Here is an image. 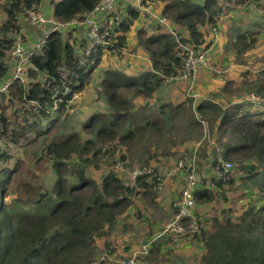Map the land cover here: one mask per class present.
<instances>
[{
    "label": "trees",
    "instance_id": "trees-1",
    "mask_svg": "<svg viewBox=\"0 0 264 264\" xmlns=\"http://www.w3.org/2000/svg\"><path fill=\"white\" fill-rule=\"evenodd\" d=\"M41 2L0 0V137L8 148L19 144L20 139L25 140L23 146L34 163L41 164L43 169L49 167L54 176L48 187L44 186L46 171L42 177L34 175L36 180L32 184L27 180L19 182L24 196L10 195L7 202L14 182L12 175L20 169V158L16 157L10 166L8 161L12 156L8 149L0 153V264H81L80 253L94 247L97 237L110 234L132 204L131 196L153 189L154 181H148L145 176L138 177L135 186L126 184L114 170L116 162L133 159L141 148L150 151L152 145H162L163 142H153L155 137L161 141L162 134L171 130L183 113H187V125L200 127L199 119L217 125L214 131L210 129L215 145L210 147L205 143L201 147L199 166L202 168L207 159L214 163L219 153L234 163L236 169L247 172L241 179H250L253 186L257 185L253 188L256 194L264 198V104L256 106L247 101L242 106L249 111H229L215 101L203 99L193 103L188 98L167 111L161 105L157 113H152L148 101L162 87L165 78L178 72L182 56L165 29L153 25L147 15L132 5L121 11L116 4L122 21L114 34L109 35L114 39L112 45L101 46L96 53L85 57L86 28L76 23L84 19L98 0H51L52 18L71 25L52 33L42 51L30 57L23 81L17 78L1 89L12 76L10 50L14 33L20 30L19 19L27 10L37 9ZM245 2L141 1L152 9L158 7V13L173 22L179 32V28L184 29V41L190 42L195 50L208 49L212 43L210 34L219 26L220 15L229 14L233 7ZM138 16L144 18L145 24H138L136 45L146 54L150 72L103 68L108 58L124 56H120L121 51L127 47V34ZM250 35L253 32L236 34L233 42L240 43L241 53L250 48L253 42L248 39ZM84 58L86 62L81 63ZM91 83L101 99V107L97 106L100 110L68 129L67 123L75 122L68 112V102L74 93H82ZM254 89L246 94L255 91L264 94V80L256 82ZM10 106L11 116L6 111ZM226 132L238 139L226 141ZM178 153L177 158L183 153L190 154L191 150ZM160 156L161 153L153 151L150 157L155 158L149 157L143 164L152 165ZM102 164L110 169L98 183L87 174V169L92 166L99 169ZM257 166L260 171H255ZM257 176L260 178L256 180ZM234 182L231 174L225 181H215L212 187L199 185L194 193L195 215L203 225V233L177 239L180 242L172 232L163 233L159 235L162 238L152 241L145 259L154 257L160 264V256L166 257L171 247L173 251V247L183 243L203 250L195 264H264V205H245L234 217H224L222 222L216 218L212 229L206 228L209 219L201 217L197 210V206L207 205L228 190H235ZM111 244L105 241L104 247L111 251Z\"/></svg>",
    "mask_w": 264,
    "mask_h": 264
},
{
    "label": "rangeland",
    "instance_id": "rangeland-1",
    "mask_svg": "<svg viewBox=\"0 0 264 264\" xmlns=\"http://www.w3.org/2000/svg\"><path fill=\"white\" fill-rule=\"evenodd\" d=\"M128 1L131 0H126L124 3H128ZM262 8V12L260 13L263 14L251 21L246 20L248 15L244 12L238 14V11H233L227 15L221 14L219 26L213 30V32L219 34L221 40L219 42L220 46L217 47V51L211 50L212 63L208 68H200L197 71L193 78L191 90L188 89L187 83L184 82H174L172 80L164 82L163 86L148 101V106L152 109V113H157V109L161 105L163 106V110L167 111L173 104L182 102L188 98H192L193 103H198L203 99H207L212 100L211 102L215 101V103L224 108L228 105L226 109L229 111L233 109L249 111L242 105L249 100L251 97L250 94H252L255 100L258 101L255 105H263L264 94L255 91L253 93L250 92V96L245 95L247 91L254 89L253 85H255L256 82L264 80V7ZM155 10L160 12L158 7H155ZM170 23L173 26V23ZM144 24V18L140 17L139 25ZM234 25L243 26L245 29H251L250 31L253 32V35L248 37V39H253V42L245 53L240 52V43L237 40L235 43L233 42L235 39L233 33L235 30ZM179 29L180 32L175 28L177 32L181 33L183 37L186 38L185 30L182 28ZM17 33H19V29L14 34ZM210 36H213L212 32ZM214 47H216V45ZM130 48L131 46L129 45L124 51L128 56H132L127 58H134V54L139 51L140 47L132 48L133 53ZM235 48L239 51H235ZM233 51L237 54L234 55ZM207 53L210 55L209 50H207ZM103 68H119L122 70L123 65L120 66L119 64H115L114 61H107L106 63L104 62ZM131 71L139 73L143 70L140 68L139 70ZM93 86L94 84L91 83L88 85L87 90L82 93H74L68 102V105H70L68 112L74 116L75 120L73 123H67L68 129L77 127V124L81 120L88 118L92 112L100 110L97 106L101 107V99L99 98L98 92L96 94L93 90ZM236 95H240V98H242L239 104L240 106L238 107L236 106L237 104H232L231 100L235 98ZM5 104L7 105L8 102L6 101ZM16 106L18 105L16 104ZM12 109L13 107L10 106L6 110L10 113V116L13 113ZM101 110L105 111L103 109ZM186 115L187 113H183L178 116V120L173 124L171 130H167L164 135L162 134L163 139L161 141L158 140L159 137H155L153 142H163L162 145H152L150 151L141 148L133 159L129 157L123 162H118L114 166V170L126 184L135 186L132 173L136 169L145 166L143 163L150 157L153 151L161 153L160 157L152 161V166H155L159 173L167 172L176 165L179 158H177L179 155L178 152H185V150L192 151L195 146H197L196 161L199 162L201 160V147H203L205 143H208L210 147L213 145L210 129L214 130L217 125L214 121L212 122L208 119H199L200 127L194 124L187 125L188 119ZM252 115L255 116L256 114L253 112ZM12 118L15 117L12 116ZM31 133L34 134L33 131ZM220 135L221 133H219V136ZM187 138L194 139L188 140ZM224 139H226V141H234L238 138L232 133L226 132ZM0 140L4 145L0 153L8 149V152L12 156L8 161V165L11 166L16 157L20 158L18 167H20L21 170L19 169L20 171L18 170L17 173L12 175L14 182L11 189L9 188V195L6 199L7 202H10V195L12 198L14 196H24L22 195V188L18 186L19 182L27 180V183L32 184L36 180V176L42 177L45 171L46 175L44 179L46 181L44 182V186L48 187L50 185L54 178L51 169L49 167L43 169L41 164L34 163V160L30 158L23 146L26 142L25 140L20 139L19 144L8 145L9 148L3 138L0 137ZM210 147L208 150H210ZM153 158L155 157H150V160ZM0 164H2V162H0ZM109 169L110 168L103 166V164L99 169L92 166L87 169V174L92 177L94 181L99 183L103 175ZM201 174L203 175L202 171ZM247 175L248 173L243 171L241 177ZM259 178L260 177L257 176L256 180ZM235 179L237 181L236 191L228 190L224 196L220 195L213 202L204 206H197V210L199 209L198 212L201 213V217L209 219V221L205 223L207 229L213 228L216 218L221 220L219 222H222L224 217H234L236 212L242 210L245 205H264V198H262L261 195H252L246 192L242 183L251 185L252 188H255L257 185L253 186L250 179L242 180L239 179V176ZM27 189L28 184L26 185V190ZM160 193L162 192L150 189L144 191L143 194H135L131 198L132 204L129 206L128 211L119 217L117 223L110 231V234L107 237H97L94 242V247L84 249L80 253L81 264H117L115 261H108L105 259L104 252L108 251L104 247L105 241H110L112 243L111 253H113L114 256L123 258L130 254L128 253L130 249L133 251L145 243V240L153 234L154 230L159 234L161 229L173 218L175 213L173 202L180 196V191L178 195L173 198L174 200L172 199V195H161ZM160 238L162 237L158 239ZM168 251H170V253H168L166 257H164V255L160 256L162 260L160 264H195L199 262L203 250L200 251L194 247L190 248L183 243H178L176 247H173V251L172 247ZM145 262H147L145 264H157L154 257Z\"/></svg>",
    "mask_w": 264,
    "mask_h": 264
},
{
    "label": "built area",
    "instance_id": "built-area-1",
    "mask_svg": "<svg viewBox=\"0 0 264 264\" xmlns=\"http://www.w3.org/2000/svg\"><path fill=\"white\" fill-rule=\"evenodd\" d=\"M116 1L117 0H98L96 5L85 14L84 19L76 23V25H83L86 28L88 43L84 50L85 57L96 53L101 46L112 45L114 39H110L109 35L114 34V29L122 21V17L116 10ZM137 1V8L140 9L141 13L147 15L153 25L162 26L165 29L172 38L174 44L179 48L180 54L183 57V63L178 72L165 78L163 83L171 80L174 82H186L188 83V89L191 90L193 78L197 71L200 68L209 67L212 62L211 56L208 55L207 50L196 51L191 44L184 41L183 35L175 30L170 23L171 21L166 16L159 14L150 6L142 5V0ZM261 1L262 0H246L244 5L241 6L252 11L261 5ZM24 17L32 25L38 27H46L47 25V27L44 29L41 38L35 42L25 38L21 30L14 35L13 46L10 50V57L13 60V74L11 78L4 83L1 89H5L17 78L23 81L25 65L29 63L30 57L42 51V47L52 33L71 25L70 22H57L52 17L43 15L37 11V9L27 10ZM82 62L85 63L86 59L84 58ZM250 95L251 97L248 101L257 103L258 101L255 100V97L252 94ZM3 148L4 145L0 140V151H2ZM196 154L197 146L193 148L190 154L183 153L177 160L176 165L167 172L159 173L155 166L147 165L136 169L132 173L134 184L138 177L145 176L148 181H154L153 189L158 192L164 188L165 179L167 177H172L181 173V193L173 202L176 211L171 221L166 224L158 235L172 232L173 237L176 240H180L185 237H192L193 235L200 236L203 233V226L198 222L194 214V208L196 206L194 193L198 184L202 182L201 169L196 161ZM213 160L214 163L212 161L211 165H208V169L212 166L211 174L213 177H206L202 182L206 187H210L213 180H227L233 168V163L225 160L219 153ZM123 161L124 160H118L116 164ZM154 239L155 238H152L146 241L140 245L138 249L133 250L128 256L123 258L114 256L111 251H105V259L108 261H115L117 264H145V256L149 253L150 245Z\"/></svg>",
    "mask_w": 264,
    "mask_h": 264
},
{
    "label": "crops",
    "instance_id": "crops-1",
    "mask_svg": "<svg viewBox=\"0 0 264 264\" xmlns=\"http://www.w3.org/2000/svg\"><path fill=\"white\" fill-rule=\"evenodd\" d=\"M52 1L59 2L61 0H52ZM124 1H126V0H117L116 1L117 2L116 3L117 4V8H121L120 9L121 11H124V9L128 5H132L133 7L137 8V3H138L137 0H131V1H128V3H124ZM191 1L192 2H196V3H202L203 0H191ZM260 4L261 5L259 7H257L256 9H253L252 11L251 10L249 11L248 8L243 7V6L233 7V9L230 10V13L233 12V11H238V14L240 12H244L245 14L248 15V18L246 20L251 21V20L255 19L257 16H259V15L261 16V14H263V13H260V12H262V9H263L262 7H264V0H262ZM37 11H39L40 13H42L43 15H45L47 17H52L51 14H50V13H52V2H51V0H42L41 4L37 7ZM235 18H234V20H235ZM19 24H20L21 32L23 33V36L25 38H27L28 40L32 41V42H35L38 39H40L41 36L43 35L44 29L47 27V25H46V27H38L36 25H32L31 23H29L27 21V19L24 16L19 19ZM138 24H139V16L135 20L134 24L131 26V29H130V31L127 34L128 35V38H127V46H129V45L131 46L130 50H131L132 53H133L132 48H136L137 47V45H136L137 44V40H136L137 39V37H136L137 34H136V31L138 30ZM78 26H81V25H78ZM173 26H174V23H173ZM234 27H235V30L233 31L234 38L236 37V34H243L247 30H249V31L251 30V29H245L243 26H235L234 25ZM80 30H83V28H81ZM210 39L212 40V43L208 47L207 50H209L210 55H211V50H214L216 52L217 51V47L220 46V43L219 42L221 40V37L219 36V34L217 32H214L213 33V36L210 37ZM215 45H216V47H214ZM124 50H122L121 51V54H120V56H122V55H124V56H122L120 59L108 58V60L109 61H114L115 64H119L120 66L123 65V69L125 71H128V72L131 71V70H139L140 68L143 71H141L139 73H142L143 74L145 72H150V66H151L150 65V62H149L146 54L144 53V51L141 48L139 49V51L137 53L134 54V58H127L126 56H128V55H127V53H125ZM234 50L235 51H239L236 48ZM236 54L237 53L234 52V55H236ZM129 57H132V56H129ZM211 59H212V55H211ZM122 63H124V64H122ZM11 70H12V74H13V65L10 68V72H11ZM184 83H186V82H184ZM187 85H188V83H187ZM162 86H163V84H162ZM253 87L255 88V85H253ZM245 95H247V94H245ZM231 100H232V104H240L241 103L240 101L242 100V98H240V95H236V97L233 98V99H231ZM210 101H212V100H210ZM244 101H246V100H244ZM246 102H244V103H246ZM227 106H225V107H227ZM211 141H213V140H211ZM212 144L215 145L214 141L212 142ZM182 155H180V156H182ZM208 165H211V162H210V160L207 159L206 161L204 160V164H203V167L202 168L199 166L200 169H201V171H202V173H203V175H205V174L206 175H210L211 174L212 166H210L209 169H208ZM255 171H260V166H257L256 169H255ZM242 172H243V170L239 171L238 169H236V167H234L233 174H234L235 178L237 176H239V179H241L242 178L241 177ZM180 178H181V173L180 174H177L175 176H172V177H167L165 179L164 188L161 190L162 193H160V194L161 195H172V199L174 197H176V195H178L179 191L181 193V180H180ZM242 184H243V187H244V189H245L246 192H249L252 195L256 194L257 190L256 189H253L251 187V185H247L246 183H242ZM234 188H235L234 191H236L237 190V181H236V179H235V182H234ZM253 191H256V192H253ZM140 193H142V192H140ZM140 193H138L137 195H139ZM133 196H131V197H133ZM198 211H199V209H198ZM194 214H195V208H194ZM163 229L164 228H162L161 231ZM159 237L160 236H158L156 230H154L153 234L150 237H148L147 239L150 240L152 238H155V240H156ZM147 239L145 241H148ZM177 242H180V241H177ZM131 252L132 251L130 249V251L128 253H131ZM128 255H126V256H128Z\"/></svg>",
    "mask_w": 264,
    "mask_h": 264
},
{
    "label": "bare ground",
    "instance_id": "bare-ground-1",
    "mask_svg": "<svg viewBox=\"0 0 264 264\" xmlns=\"http://www.w3.org/2000/svg\"><path fill=\"white\" fill-rule=\"evenodd\" d=\"M186 42H188V41H186ZM188 43L191 44L190 42H188ZM191 45H192V44H191ZM192 46H193V45H192ZM193 48H194V47H193ZM194 49H195V48H194ZM203 50H207V49H203ZM179 51H180V50H179ZM196 51H202V50H196ZM180 55H181V54H180ZM181 56H182V55H181ZM182 63H183V57H182ZM179 158H180V157H179ZM179 158H178V159H179ZM234 167H235V165H234V163H233V168H232V171H231L230 175L233 174ZM178 174H179V173H178ZM203 176H204V178H203ZM206 177H210V178H212L213 176H212V174H210V175H202V177H201L202 180H201V181L203 182L204 179H206ZM229 177H230V176H229ZM215 181H217V180H213V183L211 184L210 187H212V186L214 185V182H215ZM202 182L199 183L198 186H199V185H203ZM198 186H197V187H198ZM203 186H204V185H203ZM181 187H182V182H181ZM196 189H197V188H196ZM195 191H196V190H195Z\"/></svg>",
    "mask_w": 264,
    "mask_h": 264
},
{
    "label": "clouds",
    "instance_id": "clouds-1",
    "mask_svg": "<svg viewBox=\"0 0 264 264\" xmlns=\"http://www.w3.org/2000/svg\"><path fill=\"white\" fill-rule=\"evenodd\" d=\"M138 9V8H137ZM20 30H21V27H20ZM22 35H23V33H22ZM83 60V59H82ZM81 63H83L82 61H81Z\"/></svg>",
    "mask_w": 264,
    "mask_h": 264
}]
</instances>
